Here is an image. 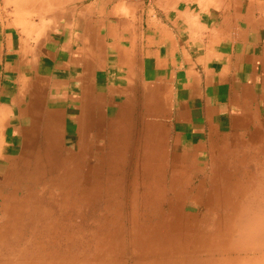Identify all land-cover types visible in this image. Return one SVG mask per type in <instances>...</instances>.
I'll use <instances>...</instances> for the list:
<instances>
[{
    "label": "crops",
    "instance_id": "obj_1",
    "mask_svg": "<svg viewBox=\"0 0 264 264\" xmlns=\"http://www.w3.org/2000/svg\"><path fill=\"white\" fill-rule=\"evenodd\" d=\"M262 132L264 0H0V190L78 140L101 193L135 168L193 209Z\"/></svg>",
    "mask_w": 264,
    "mask_h": 264
},
{
    "label": "rangeland",
    "instance_id": "obj_2",
    "mask_svg": "<svg viewBox=\"0 0 264 264\" xmlns=\"http://www.w3.org/2000/svg\"><path fill=\"white\" fill-rule=\"evenodd\" d=\"M251 136V143L238 144L217 158L213 185L202 201L206 205L200 203L190 209L193 213L186 219L189 230L176 232L192 233L186 239L189 246L193 247L190 242L193 239L196 245L200 243L196 249L212 252L199 253L203 255H195L198 257L195 259L185 251L192 248L182 247L181 252L170 257L171 261L182 264H264V134ZM66 144L65 151L69 155L65 159L60 157L62 143L52 142L45 154L37 153L30 172L20 171L5 180L4 188L0 190V264H150L152 260L165 264L164 258H160L164 254L146 253L144 248L132 251V245L139 243L143 235L157 234L156 223L167 218L162 212H170L162 208L168 207L167 204L181 209L168 220L184 214V206L175 203H180L179 191L168 187L153 189L142 184L133 168V173L129 174H104L107 180L101 193L98 188L94 189L96 181L92 179L97 180V177L81 170L82 159L77 156L79 141ZM117 161L116 165L114 159L107 160L106 169L119 167L120 159ZM95 190L98 195L94 194ZM140 256L145 259L136 258Z\"/></svg>",
    "mask_w": 264,
    "mask_h": 264
},
{
    "label": "bare ground",
    "instance_id": "obj_3",
    "mask_svg": "<svg viewBox=\"0 0 264 264\" xmlns=\"http://www.w3.org/2000/svg\"><path fill=\"white\" fill-rule=\"evenodd\" d=\"M263 179V178H262ZM93 181H95L96 179H92ZM97 180H98V178H97ZM98 181H100V179L98 180ZM93 183V182H92ZM99 183V182H98ZM260 183H262V182H260ZM161 184V183H160ZM86 185H88V184H86ZM91 185V184H90ZM97 183L96 182H94V189H97ZM82 187H83V185H82ZM91 187V186H90ZM163 187V186H162ZM258 187V186H257ZM260 187V186H259ZM151 188H152V186H151ZM86 189V188H85ZM99 189H100V187H99ZM263 190V189H262ZM143 191V190H142ZM260 191H261V189H260ZM260 191H259V193H260ZM95 192H96V190H95ZM98 192V191H97ZM97 192L96 193H94V194H97ZM262 192V191H261ZM83 193H85V192H83ZM82 193V194H83ZM91 193H93L92 191H91ZM258 193V192H257ZM254 194V193H253ZM98 195V194H97ZM162 195V194H161ZM258 195V194H257ZM83 196V195H82ZM88 196V195H87ZM246 196V195H245ZM84 197H85V195H84ZM166 197V196H165ZM234 198V197H233ZM242 198V197H241ZM240 198V199H241ZM81 199H83V198H81ZM219 199V198H218ZM237 199V198H236ZM244 200V199H243ZM252 200V199H251ZM229 201V200H228ZM115 202V201H114ZM223 203V202H222ZM231 203V202H230ZM247 203H248V200H247ZM133 204V203H132ZM240 204V203H239ZM249 204V203H248ZM107 205V204H106ZM165 204H162V206H164ZM241 205H242V203H241ZM259 205V204H258ZM103 206H105V204L103 205ZM134 206V205H133ZM161 206V207H162ZM232 206H233V204H232ZM252 206V205H251ZM107 207H108V205H107ZM151 207V206H150ZM154 207V206H153ZM242 207V206H241ZM162 208H164L165 210H168V211H170V212H168L167 214H165L166 212H162V216H164V217H167V218H171V216H173V215H176V214H179L180 212H181V209L180 208H178L177 206H174V207H171V206H168V207H162ZM182 209H184L185 211H184V214H182V216H178L177 215V217H176V223L175 222H172V224L171 225H164V224H161V225H158V227H156L154 230L157 232V234H155V235H149V234H147V235H143V236H141L140 238L141 239H139L140 240V242L139 243H137V244H135L134 246L132 245V251L134 250V251H136V250H141L142 248H144V250L143 251H147L146 253H152V254H156V253H162V254H164V255H161V257L160 258H164V260H165V264H182L181 262H173V261H171L170 260V257H174L175 255H176V253L177 252H181L182 250H180L182 247H188V248H192L193 250H188V249H186L185 251L187 252V253H189L190 254V256H192L193 258H195V255H197L198 257L200 256V255H203V254H199V253H206V252H212V251H203V250H201V249H196L197 248V246L200 244L199 242L197 243V245L195 244V242L193 241V239H190V242H191V244L193 245V247H191V246H189L188 245V242H187V240L186 239H188L190 236H192L190 233H185V234H176V232H179V233H181V232H183V231H187V230H189V227H188V225H187V223H186V219H188V217H189V215L191 214L192 215V211L190 210V209H188L189 211H186V207L184 206V207H182ZM253 209V208H252ZM154 210V209H153ZM264 211V210H263ZM95 212V211H94ZM107 212H108V208H107ZM152 212V211H151ZM151 212H149V213H151ZM161 212V211H160ZM233 212H235L234 210H233ZM232 212V213H233ZM248 212V211H247ZM262 212V211H261ZM241 213H242V211H241ZM107 214H109V213H107ZM148 214V213H147ZM215 214V213H214ZM242 214H244V213H242ZM248 214V213H247ZM255 214V213H254ZM121 215V214H120ZM207 215H208V213H207ZM220 215V214H219ZM230 215V214H229ZM245 215V214H244ZM257 215V214H256ZM103 216V215H102ZM139 216V215H138ZM145 216V215H144ZM148 216V215H147ZM214 216V215H213ZM233 216H234V214H233ZM249 216V215H248ZM219 217V216H218ZM258 217V216H257ZM262 217H263V215H262ZM107 218V217H106ZM155 218H157V217H155ZM220 218V217H219ZM193 219H195V220H197L196 218H193ZM208 219V218H207ZM214 219V218H213ZM230 219V218H229ZM234 219V218H233ZM243 219V218H242ZM251 219V218H250ZM259 219V218H258ZM161 220V219H160ZM165 220V219H164ZM168 220V219H167ZM226 220V219H225ZM236 220V219H235ZM245 220V219H244ZM254 220V219H253ZM162 221V220H161ZM222 221V220H221ZM227 221V220H226ZM226 221H223V222H226ZM168 222V221H167ZM236 222V221H235ZM250 222V221H249ZM170 223V222H169ZM174 223V224H173ZM215 223V222H214ZM213 223V224H214ZM221 223V222H220ZM219 223V224H220ZM245 223V222H244ZM122 224V223H121ZM139 224V223H138ZM137 224V225H138ZM203 224V223H202ZM207 224V223H206ZM222 225H224L223 223H221ZM123 225V224H122ZM147 225V224H146ZM212 225V224H211ZM240 225V224H239ZM140 226V225H139ZM145 226V225H144ZM148 226V225H147ZM226 226V225H225ZM235 226V225H234ZM160 227V228H159ZM208 227H209V225H208ZM219 227H220V225H219ZM218 227V228H219ZM227 227V226H226ZM233 227V226H232ZM235 227H237V226H235ZM241 227V226H240ZM123 228V227H122ZM147 228V227H146ZM223 228H225L224 226H223ZM246 228V227H245ZM47 229V228H46ZM142 229V228H141ZM209 229V228H208ZM240 229V228H239ZM45 230V229H44ZM133 230V229H132ZM220 230H221V228H220ZM225 230V229H224ZM230 230H232V229H230ZM43 231V230H42ZM213 231V230H212ZM228 231V230H227ZM226 231V232H227ZM235 231V230H234ZM123 232V231H122ZM163 232H169V233H167V235H163V236H161L160 235V233H163ZM205 232V231H204ZM224 232V231H223ZM225 232V233H226ZM229 232V231H228ZM227 232V233H228ZM242 232H243V230H242ZM37 233V232H36ZM83 233V232H82ZM197 233V232H196ZM195 233V234H196ZM221 233V232H220ZM96 234V233H95ZM134 234V233H133ZM211 234V233H210ZM219 234V233H218ZM230 234V233H229ZM243 234V233H242ZM261 234H263V233H261ZM123 235V234H122ZM139 235V234H138ZM137 235V236H138ZM198 235H200V234H198ZM246 235V234H245ZM33 236V235H32ZM77 236V235H76ZM196 236V235H195ZM239 236V235H238ZM73 237V236H72ZM107 237H108V235H107ZM204 237V236H203ZM210 237H211V235H210ZM214 237V236H213ZM258 237V236H257ZM260 237V236H259ZM71 238V237H70ZM102 238V237H101ZM207 238V237H206ZM205 238V239H206ZM222 238V237H221ZM239 238V237H238ZM36 239V238H35ZM100 239V238H99ZM199 239V238H198ZM260 239V238H259ZM60 240V239H59ZM106 240V239H105ZM124 240V239H123ZM221 240V239H220ZM233 240V239H232ZM232 240L230 241V242H232ZM237 240H239V239H237ZM237 240H236V242H237ZM36 241V240H35ZM205 241V240H204ZM203 241V242H204ZM226 241V240H225ZM234 241V240H233ZM29 242V241H28ZM37 242V241H36ZM207 242H210V241H207ZM220 242V241H219ZM218 242V243H219ZM228 242V241H227ZM243 242V241H242ZM30 243V242H29ZM52 243V242H51ZM61 243V242H60ZM96 243V242H95ZM121 243V242H120ZM229 243V242H228ZM233 243V242H232ZM262 243V242H261ZM27 244V243H26ZM40 244H42V243H40ZM45 244V243H44ZM67 244V243H66ZM106 244H108V243H106ZM211 244V243H210ZM213 244H215V243H213ZM217 244V243H216ZM225 244V243H224ZM230 244V243H229ZM238 244V243H237ZM236 244V245H237ZM203 245V244H202ZM221 245V244H220ZM228 245V244H227ZM239 245V244H238ZM245 245H247V244H245ZM256 245V244H255ZM45 246V245H44ZM43 246V247H44ZM66 246V245H65ZM108 246V245H107ZM211 246V245H210ZM243 246V245H242ZM32 247V246H31ZM39 247V246H38ZM42 247V248H43ZM81 247V246H80ZM127 247V246H126ZM201 247V246H200ZM208 247V246H207ZM206 247V248H207ZM213 247V246H212ZM250 247H252V246H250ZM40 248V247H39ZM39 248H37V249H39ZM41 248V249H42ZM116 248V247H115ZM199 248V247H198ZM224 248V247H223ZM230 248V247H229ZM247 248V247H246ZM31 249H33V248H31ZM36 249V248H35ZM35 249H33V250H35ZM40 249V250H41ZM93 249V248H92ZM105 249V248H104ZM21 250V249H20ZM19 250V251H20ZM64 250V249H63ZM79 250V249H78ZM110 250V249H109ZM246 250V249H245ZM261 250V249H260ZM36 251V250H35ZM34 251V252H35ZM124 251V250H123ZM142 251V252H143ZM239 251V250H238ZM33 252V251H32ZM61 252V251H60ZM90 252V251H89ZM98 252V251H97ZM113 252V251H112ZM141 252V253H142ZM18 253V252H17ZM19 253H21V252H19ZM37 253V252H36ZM40 253V252H39ZM54 253V252H53ZM115 253V252H114ZM124 253V252H123ZM145 253V252H144ZM216 253L217 254H222L221 253V251H216ZM241 253V252H240ZM242 253H244V252H242ZM256 253V252H255ZM41 254V253H40ZM63 254V253H62ZM107 254V253H106ZM208 254V253H207ZM229 254V253H228ZM61 255V254H60ZM81 255V254H80ZM84 255V254H83ZM108 255V254H107ZM20 256V255H19ZM27 256V255H26ZM53 256V255H52ZM51 256V257H52ZM65 256V255H64ZM73 256V255H72ZM92 256V255H91ZM95 256V255H94ZM98 256V255H97ZM109 256V255H108ZM208 256V255H207ZM206 256V257H207ZM75 257V256H74ZM77 257V256H76ZM197 257V258H198ZM26 258V257H25ZM136 258H138V260L139 259H145V257H136ZM197 258H195V259H197ZM64 259V258H63ZM103 259V258H102ZM107 259V258H106ZM112 259V258H111ZM182 259H184V258H182ZM243 259V258H242ZM44 261V260H43ZM48 261V260H47ZM70 261V260H69ZM82 261V260H81ZM135 261V260H134ZM142 261V260H141ZM157 260H152V262L150 263V262H148V263H150V264H152V263H156V264H159L160 263V261L159 262H156ZM24 262V261H23ZM77 262V261H76ZM79 262H80V260H79ZM84 262V261H83ZM88 262V261H87ZM144 262H145V260H144ZM90 263V262H89ZM97 263V262H96ZM104 263V262H103ZM196 262H193V264H195ZM241 263V262H240ZM240 263H238V264H240ZM14 264V263H13ZM129 264V263H128ZM252 264H253V262H252ZM263 264V263H262Z\"/></svg>",
    "mask_w": 264,
    "mask_h": 264
}]
</instances>
